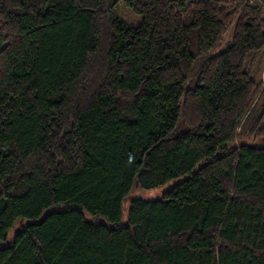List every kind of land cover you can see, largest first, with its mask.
<instances>
[{
	"label": "trees",
	"instance_id": "16d2710c",
	"mask_svg": "<svg viewBox=\"0 0 264 264\" xmlns=\"http://www.w3.org/2000/svg\"><path fill=\"white\" fill-rule=\"evenodd\" d=\"M0 264H264L262 12L0 0Z\"/></svg>",
	"mask_w": 264,
	"mask_h": 264
},
{
	"label": "rangeland",
	"instance_id": "374dc122",
	"mask_svg": "<svg viewBox=\"0 0 264 264\" xmlns=\"http://www.w3.org/2000/svg\"><path fill=\"white\" fill-rule=\"evenodd\" d=\"M188 1H197V0H188ZM114 14L131 25H137L140 21V17L138 15H135L133 12H131V10L128 7L124 5L119 6L115 10ZM129 15L131 16V19L129 18ZM233 30H234V25L230 26L228 30L222 35L219 43L210 52V56L218 54L229 45L232 39ZM179 180L180 179L176 181H172L166 184L165 186L153 190L134 189L129 195V199L130 200L140 199V200H148V201L160 200L162 198L163 193L171 189Z\"/></svg>",
	"mask_w": 264,
	"mask_h": 264
},
{
	"label": "built area",
	"instance_id": "2783aa9c",
	"mask_svg": "<svg viewBox=\"0 0 264 264\" xmlns=\"http://www.w3.org/2000/svg\"><path fill=\"white\" fill-rule=\"evenodd\" d=\"M227 5H231V3L235 0H222ZM249 6H252L254 8H257L262 12L264 15V0H248Z\"/></svg>",
	"mask_w": 264,
	"mask_h": 264
}]
</instances>
